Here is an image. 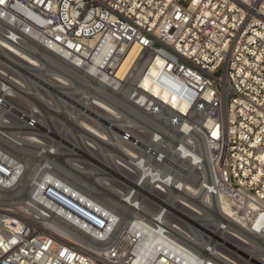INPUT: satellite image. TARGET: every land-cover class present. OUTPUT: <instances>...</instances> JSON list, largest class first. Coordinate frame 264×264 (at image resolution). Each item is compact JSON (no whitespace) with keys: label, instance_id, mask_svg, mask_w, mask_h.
<instances>
[{"label":"built area","instance_id":"built-area-1","mask_svg":"<svg viewBox=\"0 0 264 264\" xmlns=\"http://www.w3.org/2000/svg\"><path fill=\"white\" fill-rule=\"evenodd\" d=\"M0 39L107 76L138 48L122 96L139 99L144 129L203 130L208 170L195 181L240 218L177 202L188 199L173 168L154 172L160 205L142 192L141 205H82L53 188L41 194L52 205H26L0 153V264H264V0H2Z\"/></svg>","mask_w":264,"mask_h":264},{"label":"bare ground","instance_id":"bare-ground-1","mask_svg":"<svg viewBox=\"0 0 264 264\" xmlns=\"http://www.w3.org/2000/svg\"><path fill=\"white\" fill-rule=\"evenodd\" d=\"M0 49L4 50L11 57L22 60L23 61L22 63H25L27 64V66H29L28 69L30 71L43 72V73L47 72L46 74H42V77H44V80L46 82L40 81V84H42L44 87L49 88L51 83L54 85V87L58 88V90H63V91L73 90L74 91V93H72L73 96H78V97L81 96V98L86 101L85 102L86 109H84V111L88 110V112H90V116L85 115L83 113V114H79V116H76L75 118L70 115L73 114V112L70 114L64 113L66 107L64 108L65 109L64 111H61L62 108L59 107L60 105L57 106V103L54 102V98L51 96V94L43 88L42 90L39 88L40 89L39 95H41L44 100V101L41 100L42 102H44L42 104L46 105V106L42 105L45 111L41 108H38V106L36 105L32 106L29 100H35V97H37V95L34 96L31 93H29L30 87L28 86V84H26L25 81L23 82V79H21L19 76L14 75L13 77L15 78H12L10 77V75L5 76V73L2 74V72L0 71V153L1 155L6 156L7 158L5 159L7 161H10V163L12 164L13 172L10 177V181H9L10 183L8 184L7 187L8 188L12 187L10 189H17L18 186H21V188L19 189L21 190L20 197L26 205H52L50 201H47V199L42 197L41 195L44 191V195L48 197L46 193L49 188L58 190L64 194L69 195L70 197H75L77 199V202L81 203L82 205H97L96 203H94L95 201L85 198L83 193L82 196L77 191H74V189H71L68 186H66L68 185L67 182H65L66 185L64 184V182L63 183L60 182L61 177L60 179H58L59 177H57L59 175V171L57 170L58 165L56 164L55 159H62L64 157H69V160L66 161V164H68V166L74 171H80V172L83 171L85 173V170L91 167L89 163L83 162L84 160L82 161L75 160L73 158L76 157L74 154H63L62 148L57 145L60 144L61 142L55 143L54 140L50 139V137H52L53 139L54 138L61 139L66 132V131L62 132V129L64 130L67 127L66 125H68L69 127L70 126L75 127L78 130L90 136V139L86 138L87 140L83 144L88 146V150L89 151L91 150V153L94 154L96 158L101 159L102 157H104L108 161H110L111 159L114 160L112 167L118 170H123V171L125 170V172H127L128 175L132 171H135V174L137 173L139 176L140 183H142L144 186H149L150 188L153 186H155L156 188H163V185L161 184L162 182L161 180H163V178L159 179L154 175V172L158 171V169L171 170L173 168L171 165H175L178 166L180 170L181 167L189 168V170L194 173L197 172V170L199 169L203 170L206 168L207 162L209 161L207 157L209 146L207 149V145H205L204 141L200 140L196 136L197 134L203 132L202 129L195 131L194 134L189 133L188 128L184 126L185 122L180 123L179 127H174L175 130L174 132L178 135L179 143L173 146L170 143H167V141L165 140V135L168 132L166 128L162 127L161 128L162 130L160 129L161 132L157 133L158 135L156 134L154 135L153 133L151 134L150 137H146L145 135H143L144 133L140 132V129L143 128L140 126L138 121L139 117L141 116L137 108V105L141 103L138 98L132 100L133 103L132 105L129 104L128 99H124L123 100L125 103L124 110H120L119 107L112 105L110 102L104 101L102 98L101 99L99 98V96L105 95L102 94L101 92H105L106 94H109L107 97L108 99L110 98L113 99L115 103L118 102L116 99L114 100L115 94L116 93L123 94L125 89L127 88V85L131 84L128 83V77L131 74L130 71L129 74H127V71L139 55L138 48H130L127 50H122L123 56L116 57V59L113 61L112 67L114 71L112 75L109 76L101 75V73L98 72L96 66L92 65L88 68H84L72 62H68L65 57L57 56L51 51L42 50L41 53L37 56L31 55L25 50L15 47L12 43L3 39H0ZM23 51L26 53H24ZM48 61H51L55 64H58L59 66L68 69L73 73V75L76 74L75 75L76 77H70L71 75H66L65 73L68 72L66 71V69L64 70L65 72L63 73L62 71L55 73L51 72L49 70L50 63L48 65ZM100 61L101 58H99L97 62ZM12 66L16 67L15 64H12ZM59 66H57L56 68L58 69ZM144 67L145 65L141 67V69L138 71V74L136 73L133 76V79L135 81L137 80L138 76L142 73L141 71H143ZM5 68L7 69L8 67L5 66ZM8 69H10V66ZM55 71L58 70L55 69ZM77 74H80V76H78ZM77 76L80 78L82 76V79L87 80V83L86 81L84 82L86 83L85 85L90 84V83L88 84V80H90L92 83H95L94 86H96V89L93 90L90 89V90L95 92L93 94L97 93L96 94L97 96H93V94L91 95L88 92L83 93L82 95L81 93L79 94V92H77V87L75 86L76 78H78ZM82 79L80 80L81 82ZM101 87L105 89L102 90L100 89ZM82 90L83 89H81V91ZM60 94L64 95V93H60ZM112 94H114V96ZM67 96L69 97L71 95H67ZM71 100H73V98ZM62 103L65 104V102ZM68 107L69 106L67 105V108ZM93 110L98 113L94 112ZM131 113H133L134 115H131ZM98 114H100L99 116L101 115L104 116V119L108 118L110 120L109 125L112 126L113 130L115 131L112 132V135L110 133H109L110 135H106V133L102 131L104 129H101L100 127L101 125H99L97 119L91 117V115L92 116L94 115V117L100 118L97 116ZM126 116L127 117L133 116L135 121L131 120V118H129V120L126 119ZM32 119L36 120L37 122L36 123L32 122L35 124H30ZM77 122L80 123L78 125L77 124L75 125V123ZM121 133L123 134L121 135ZM171 134L172 133H170L169 136H171ZM82 137L80 138L82 139ZM97 142L105 144L109 148L113 147L114 150L120 153L121 158L117 157L114 159L115 156L106 153L104 154L105 156L101 157V155L103 154L100 153L101 151L99 145H97ZM145 142H146V151H145L146 156L143 159L139 160L140 155L142 154L141 148L145 146ZM18 146L19 148H22V150H25V152L34 151L36 153H34L33 155H27L23 152L20 151L18 152V150L16 149ZM195 147L199 148L202 154L198 155L197 154L198 152L194 150ZM118 148L120 149V151H122V153L119 151ZM78 153L82 155L85 154L82 151H78ZM44 158L48 160L51 159L50 164L48 165L46 164L47 165L46 167L42 165L44 162L43 161ZM98 159L92 158V161H95L98 164H102L98 162ZM102 166L108 169V166L104 164H102ZM136 169L138 170V172H136L137 171ZM92 171L94 170L92 169ZM95 171L97 170L95 169ZM175 171L178 174L177 175L178 182H176V186L178 188H181L183 193L184 190H186L187 191L186 193L189 194L195 193V195L196 194L201 195V198L203 200L202 203H204L205 205H201L200 207H203V209H207L208 206L213 205L215 210L218 213H220L222 218L228 223H232L233 221L236 222L240 221V218L231 209V205L227 201L224 195H220L216 199L213 197L210 186H208L207 189H205L203 186H201V184H199L198 186H197L198 183L196 185H193L190 182L185 181L186 179L184 178L180 179V177H182V174L178 173L179 172L178 170ZM88 173L86 175H88ZM93 173L94 176H96L95 172ZM131 174L133 175V172ZM102 175L105 174L103 173ZM99 178L96 180V182L97 185H99L98 183H101L102 188L113 187L116 185L119 186V183L114 182V180L112 179L110 180L108 178H101V179ZM139 179L136 176L133 182L128 181L126 179L125 180L131 184L137 185V183H139L138 182ZM172 182H174V179H172ZM14 184H16L17 186H14ZM120 186H122V184H120ZM128 188L130 190V187ZM127 189L125 191H127ZM134 193L133 195L135 197L136 193L135 194ZM116 194H117L116 196H118L117 198L122 200L123 194L119 192L118 193L116 192ZM48 198L51 199L50 196ZM121 200L119 201L122 202L123 200L122 201ZM124 200H126V198ZM127 205H130V202ZM187 206L190 208L191 212L203 214L202 210H200V208H198L197 206H194L193 204H189ZM183 212L187 213L186 211ZM237 248L239 249L238 251H240L241 253H243L247 257H250L255 261L263 260V258H257L250 250L242 249L241 247L238 246ZM204 251L207 254V250L205 249V247H204ZM220 260H222L224 264H239L238 259L229 254L220 253ZM190 264H198V263L192 260Z\"/></svg>","mask_w":264,"mask_h":264},{"label":"rangeland","instance_id":"rangeland-1","mask_svg":"<svg viewBox=\"0 0 264 264\" xmlns=\"http://www.w3.org/2000/svg\"><path fill=\"white\" fill-rule=\"evenodd\" d=\"M18 50H20V49H18ZM39 50V51H38ZM41 51L42 50H40V49H38V48H34V50L31 52H28L29 54H31V55H34V56H37V55H39L40 53H41ZM24 52V51H23ZM27 52V51H26ZM26 52H24V53H26ZM27 53V54H28ZM10 54V53H9ZM41 56V55H40ZM42 58V57H41ZM44 58V57H43ZM37 59H40V58H37ZM47 59V58H46ZM42 60V59H41ZM45 61V60H44ZM23 61L22 60H20V59H18V58H13V57H11L10 55H8V53H6L4 50H1L0 49V71L2 72V74H4L5 73V76H9L10 75V77H12V78H15V77H13L14 75L15 76H19L21 79H23V82L25 81V83L26 84H28V86L30 87H28L29 88V93H31L32 95H34V96H36L37 95V97H35V100H29L30 102H31V105L32 106H38V108H41V109H43V107H42V105L44 106L45 104H42V103H44V102H42V101H44L43 100V98H42V96L41 95H39V90L41 89L42 90V88L43 89H45L47 92H49L50 94H51V96L54 98V102L55 103H57V106L58 105H60L59 107H61L62 109H61V111H64L65 109V111H64V113H68V114H70V113H72L73 112V114H70L72 117H76V116H79V114H85V115H89L90 116V112H88V110H85L84 111V109H86V107H85V100L84 99H82L81 98V96L80 97H78V96H73L72 95V93H74V91L73 90H69V91H63V90H58V88H56V87H54V85L53 84H51L50 83V87L49 88H46V87H44L42 84H40V81H43V82H46L45 80H44V77H42V74H46L47 72H33V71H30L28 68H29V66H27V64H25V63H22ZM45 63H47V62H45ZM49 63H50V65H49ZM3 65V67H2V65ZM12 64H15L16 65V67H14V66H12ZM55 63H53V62H51V61H48V65L50 66L49 67V70L51 71V72H61L62 71V73L63 72H65L64 70L66 69V68H64V67H62V66H59L58 64H55V65H57V66H59L58 67V69L56 68L57 66H55L54 65ZM66 65V64H65ZM5 66L6 67H8L9 68V66H10V69H6L5 68ZM27 66V67H26ZM14 67V68H13ZM54 67V68H53ZM13 68V69H12ZM12 69V70H11ZM55 69L56 70H58V71H55ZM59 69H60V71H59ZM16 71V73H15V71ZM66 71H68V72H66L65 74L66 75H71L70 77H76L75 75L76 74H74L73 75V73L71 72V71H69L68 69H66ZM13 72V73H12ZM38 73V74H37ZM19 74V75H18ZM78 76H80V74H77ZM217 76H220L221 75V72H218L217 74H216ZM77 76V77H78ZM82 79V76H81V78L80 77H78V78H76V84H75V86L77 87V92H79V94L81 93V95L83 94V93H90L91 95L93 94V93H95L94 91H91V90H93V89H96V86H94V84L95 83H92L90 80H88V84L89 85H85L86 83H87V80H84V79H82V82L80 81ZM86 81V83H84ZM90 81V82H89ZM79 82V83H78ZM93 87H92V86ZM27 87V86H26ZM87 87V88H86ZM100 87V86H99ZM99 87H97V88H99ZM40 88V89H39ZM81 89H83L82 91H81ZM91 89V90H90ZM100 89H105V88H100ZM107 89V88H106ZM80 90V91H79ZM38 91V92H37ZM60 91V92H59ZM66 92V93H65ZM60 93H64V95H62V94H60ZM68 93V94H67ZM102 94H105V95H101V96H99V98L101 99H103L104 101H106V102H110L112 105H115V106H117V107H119V109L120 110H124V105H125V103H124V97L122 96V94H119V93H114L115 94V97H114V100L116 99L118 102H114L113 101V99H108L107 97H108V95L109 94H106L105 92H101ZM97 94V93H96ZM96 94H93V96H97ZM114 94H112L113 96H114ZM67 95H71V96H67ZM41 98H39V97ZM120 96V97H119ZM74 97H75V99H74ZM38 98H39V100H38ZM73 98V100H71ZM77 98H80V99H77ZM113 98V97H112ZM42 100V101H41ZM57 100V101H56ZM39 101V102H38ZM74 101V102H73ZM62 102H65V104L64 103H62ZM63 104V105H62ZM67 105L70 107H68L67 108ZM46 106V105H45ZM64 106V107H63ZM66 107V108H65ZM65 108V109H64ZM72 108H74V109H72ZM69 109V110H68ZM44 110V109H43ZM74 110V111H73ZM84 112H83V111ZM45 111V110H44ZM71 111V112H70ZM90 111H92V110H90ZM94 111V110H93ZM81 112V113H80ZM94 112H96V111H94ZM123 112V111H122ZM47 113V112H46ZM96 113H98V112H96ZM67 114V115H68ZM100 114H98L97 116L98 117H100V118H96V117H94V115L92 116L91 115V117H93L94 119H97V122L99 123V125H101L100 127H101V129H104V130H102L104 133H106V135H112V132H115L114 130H113V128H112V126H110L109 124H110V120L108 119V118H105L104 119V116H99ZM131 115H134L133 113H131ZM129 118H131V120H134V118H133V116H131V117H127L126 116V119H128L129 120ZM56 119H58V118H56ZM60 119V118H59ZM100 119V120H99ZM130 120V121H131ZM54 121H57V120H54ZM135 121V120H134ZM32 122H37L36 120H34V119H32L31 120V122H30V124H35V123H32ZM80 122H77V123H75V125L77 124H79ZM105 125H104V124ZM68 124V123H67ZM108 125V126H107ZM67 127L63 130L62 129V132L63 131H66L65 132V134H64V136L61 138V139H53L52 137H50V139L51 140H54L55 141V143H58V142H61L60 144H57L59 147H61L62 148V153L63 154H74L76 157H73L75 160H80V161H82V160H84L83 162H86V163H89L90 165H91V167H89V168H87L86 170H85V173L82 171V172H80V171H74V170H72L69 166H68V164H66V161L67 160H69V157H64V158H62V159H55L54 161L56 162V164L58 165V167H57V170L59 171V175L57 176V177H59L58 179H60V177H61V181L60 182H64V184L66 185V183L65 182H67L68 183V185H66V186H68L69 188H71V189H74V191H77L78 193H80L82 196H83V194H84V197L85 198H88V199H90V200H92V201H95L94 203H96L97 205H122L123 203V205H127V204H129V202H130V205H137L136 203V201H141V197H138L139 196V192L143 195V196H145V197H148V199L149 200H153L154 202H156V204H158V205H160L161 204V202H160V200L162 201V198L158 195V194H156L152 189H154V187L155 186H153V187H149V186H144L142 183H140V179H139V176H138V174L136 173L135 174V171H132L133 172V175L130 173L129 175L127 174V172H125V170L123 171V170H118V169H114L113 167H112V164H113V162H114V160H110V161H108L106 158H104V157H102V156H105L104 154L106 153V154H111V155H113V156H115L114 157V159L115 158H117V157H120L121 158V156H120V153L119 152H117L116 150H114V148L112 147V148H109L108 146H106L105 144H102V143H100V142H97V145H99V148H100V153L101 154H103V155H101V159H98V158H96L95 156H94V154H92L91 153V150L89 151L88 150V146H86L85 144H83V143H85V141L87 140L86 138H89L90 139V136H88V134H86V133H83L82 131H80V130H78L77 128H75V127H69L68 125H66ZM141 126V125H140ZM75 128V129H74ZM143 130H144V132H143ZM168 132V134L166 133V135H165V140L167 141V143H170L171 145H173V146H175V145H177L178 143H179V138H178V135L174 132L175 130L174 129H169V130H167ZM170 131V132H169ZM140 132H142V133H144L143 135H145L146 137H150L151 136V134H153L154 133V135L156 134V135H158L157 133V131L156 130H152V129H140ZM110 133V134H109ZM124 133V132H123ZM123 133H121V135L123 134ZM170 133H172L171 134V136H169L170 135ZM69 134V135H68ZM86 134V135H85ZM83 136V137H82ZM80 137H82V139L80 138ZM65 138H66V140H65ZM79 139V140H78ZM92 139V138H91ZM83 141V142H82ZM99 143V144H98ZM74 144H75V146H77V147H75L74 146ZM112 144V143H111ZM62 145V146H61ZM70 145H72V146H70ZM147 146H148V144H147ZM145 147V148H144ZM17 150H18V152L20 151V152H23V153H25V154H27V155H33L34 153H36V152H30V151H27V152H25V150H22V148H19V146L16 148ZM22 151H21V150ZM78 149V150H77ZM86 149V150H85ZM90 149V148H89ZM119 149V148H118ZM88 150V151H87ZM78 151H82L83 153H85L84 155H82V154H79L78 153ZM108 151V152H107ZM119 151H120V149H119ZM145 151H146V142H145V146H143L142 148H141V155H140V159L139 160H141V159H143L145 156H146V154H145ZM148 151V150H147ZM121 153H122V151H120ZM144 152V153H143ZM116 154V155H115ZM80 156V157H79ZM73 158H71V159H73ZM92 158L93 159H98V162H100V163H102V164H104V165H106V166H108V169H106V167H104V166H102V164H98V163H96L95 161H92ZM103 158H104V161H103ZM45 159V160H44ZM43 159V166H47L48 164H50V160H48V159H46V158H44ZM64 160V161H63ZM89 161V162H88ZM106 161V162H105ZM49 162V163H48ZM60 163V164H59ZM110 163V164H109ZM47 164V165H46ZM175 170H178L179 172L178 173H180V174H182V179L184 178V179H186L185 181H187V182H190L191 184H193V185H196L197 184V182L195 181V176H196V174L199 172V170H202V169H199V170H197V172H191L190 170H189V168H183V167H181V170L179 169V167L178 166H175V165H171ZM175 166V167H174ZM63 167V168H62ZM178 167V168H177ZM97 170V171H95V169ZM98 168V169H97ZM90 169V170H89ZM92 169L94 170V171H92ZM117 170V171H116ZM137 170V169H136ZM183 170V171H182ZM205 170H208V163H207V165H206V168H205ZM88 171H89V173H88ZM92 171V172H91ZM123 171V172H122ZM68 172V173H67ZM93 172H95V175L96 176H94V173ZM122 172V173H121ZM136 172H138V170L136 171ZM190 172V173H189ZM80 173V174H79ZM88 173V175H86ZM97 173H99V174H97ZM105 174V175H102V174ZM126 173V174H125ZM71 176H70V175ZM92 174V175H91ZM135 174V175H134ZM98 176V177H97ZM138 177V182L139 183H137V185H134V184H131V183H129V182H127L126 180H128V181H131V182H133L134 181V178L135 177ZM100 177V178H99ZM125 177V178H124ZM73 178V179H72ZM93 178H94V180H93ZM101 179V178H108V179H112V180H114V182H117V183H119V186H113V187H107V188H102V184L101 183H98L99 185H97V182H96V180L97 179ZM126 179V180H125ZM63 180V181H62ZM65 180V181H64ZM93 180V181H92ZM125 180V181H124ZM79 184V185H78ZM120 184H122V186H120ZM200 183H198L197 184V186L199 185ZM86 186H87V188H86ZM139 186V187H138ZM202 186V185H201ZM128 187H130V190H129V188ZM137 189H136V188ZM143 187H144V189H143ZM92 188V189H91ZM112 188V189H111ZM128 188V189H127ZM86 189V190H85ZM127 189V191H125ZM142 189V190H141ZM158 189H160V188H158ZM185 189V188H184ZM130 192H129V191ZM83 191V192H82ZM133 191V192H132ZM134 191H135V193H136V195H137V197H136V195H135V197H134V195H133V193H134ZM116 192L118 193H122L123 195H122V200L121 199H118L117 197L118 196H116L117 194H116ZM128 194H127V193ZM187 191L186 190H184V197H182V198H186V199H188L187 201H184V199H181V200H178L177 202H181V203H186L187 205H189V204H193V205H199V207L201 206V205H205L204 203H202V198H201V195H199V194H196L195 195V193H186ZM83 193V194H82ZM130 193H132V194H130ZM134 193V194H135ZM87 194V195H86ZM87 197H86V196ZM126 195V196H125ZM130 195V196H129ZM190 195V196H189ZM195 195V196H194ZM21 196H23V195H21ZM200 196V197H199ZM126 198V200H124L125 198ZM127 197H129V198H127ZM150 197H153V198H151L150 199ZM189 197V198H188ZM132 198H134V199H132ZM135 198H138V199H135ZM119 200H121L122 202H120ZM128 200V201H127ZM134 200V201H133ZM131 201H132V204H131ZM136 202V203H135ZM190 202V203H189ZM140 204H141V202H140ZM169 205H174V204H169ZM176 205V204H175ZM195 214H193L192 215V217H191V215H188V217H191L192 219L194 218V220H197V218H195V217H197L196 215L194 216ZM200 219V218H199ZM200 223V222H199ZM211 232H214V231H211ZM217 232V231H216ZM198 244L200 245L199 247L200 248H202V241L201 242H198Z\"/></svg>","mask_w":264,"mask_h":264},{"label":"snow or ice","instance_id":"snow-or-ice-1","mask_svg":"<svg viewBox=\"0 0 264 264\" xmlns=\"http://www.w3.org/2000/svg\"><path fill=\"white\" fill-rule=\"evenodd\" d=\"M0 2H2V0H0Z\"/></svg>","mask_w":264,"mask_h":264}]
</instances>
